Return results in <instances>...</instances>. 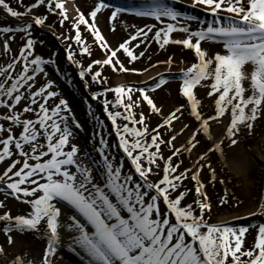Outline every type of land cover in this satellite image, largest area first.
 Segmentation results:
<instances>
[{"label": "snow or ice", "instance_id": "1", "mask_svg": "<svg viewBox=\"0 0 264 264\" xmlns=\"http://www.w3.org/2000/svg\"><path fill=\"white\" fill-rule=\"evenodd\" d=\"M177 2L146 0L138 7H126L98 0L87 15L75 7L76 14L70 16L68 0H34L30 5L24 0H0V12L17 22L0 26V47L9 57L0 63V164L7 162L0 173V193L5 197L0 199V210L7 208L9 197L29 207L26 214L13 216L10 210L0 214L7 245L14 243L13 233L43 240L39 264H56L62 249L81 264H264V223L239 227L210 223L212 202L201 176L207 170L209 184L229 183L226 165L218 169L212 157L222 164L225 148L237 146L244 132L251 135L254 124L264 119V0H192L187 7L203 11V19L177 9ZM40 8L45 12L37 14ZM105 11L110 22L129 14L154 23L125 24L127 38L114 49L99 27L98 16ZM50 16L57 17L55 23H47ZM56 23L61 29L67 23V31L57 34ZM35 27L50 28L66 42L67 60L79 69L85 87L103 88L91 99L103 105L112 131L89 105L88 115L96 122L90 148L76 142L84 128L48 71L54 68L59 76L58 54L45 58L36 53L43 41L34 36ZM82 28L106 49L104 59L86 67L76 59L92 55ZM17 35L23 44L14 54L11 44ZM153 43L160 50L169 45L192 50L196 62L180 76L185 103L150 130L148 117L143 111L137 117L135 109L142 100L150 114H160L150 93L168 81L154 78L143 87H108L102 72L93 69L118 66L128 72L117 54L122 50L132 63L145 57ZM204 43L219 44L222 50L210 53ZM142 45L145 50L137 52ZM163 63L170 65L172 58ZM197 87L209 89L214 114L202 113ZM134 92L141 100H133ZM108 93L115 99L109 100ZM185 112L196 128L183 146L176 147L177 135L164 139L162 129L173 131V121ZM223 118L229 123L224 138L216 141L211 122L223 123ZM113 133L116 139L110 142ZM162 146L170 155H164ZM201 147L204 151L193 166L183 168L181 157L187 153L191 158ZM224 193L221 205L229 202L227 187ZM232 199L238 200L234 193ZM251 216L264 217V196ZM251 228L256 229L254 243L246 246ZM0 256H7L4 246ZM10 264L37 262L25 254L15 256Z\"/></svg>", "mask_w": 264, "mask_h": 264}, {"label": "rangeland", "instance_id": "2", "mask_svg": "<svg viewBox=\"0 0 264 264\" xmlns=\"http://www.w3.org/2000/svg\"><path fill=\"white\" fill-rule=\"evenodd\" d=\"M73 6L72 12L69 13L70 16H74L75 7H79L86 15L91 11L98 0H69ZM26 5H30L34 0H24ZM146 0H111L116 6H126V7H138ZM192 0H178L176 3L177 9H183L188 14L198 15L201 19L205 18L206 14L200 10H193L188 8ZM15 7V3H13ZM22 10V9H21ZM45 12L44 8H40L37 14H42ZM99 27L102 30V34L106 37L108 44L112 48L118 47V45L123 42L128 33L125 31L124 25L127 24L144 26L146 24L154 23L149 18H133L131 15L126 14L120 20L115 22L109 21V13L104 12L103 15H99ZM57 20V17L50 16L48 24H53ZM16 21L13 18H8L3 12H0V26L11 25L15 26ZM115 31H112V29ZM68 29L66 23L65 28L61 29L59 24L56 23L55 30L57 34L65 32ZM82 35L86 43L90 46L92 55L91 56H77L76 59L81 61L85 67L94 60H102L105 58L106 49H101L97 45L93 38L87 32L83 31ZM180 34H174L175 37H179ZM34 36L39 40L43 41V44H38L35 51L37 54H41L45 58L51 56L53 52L57 53V67H59L60 74L57 73L54 68H49V74L54 79L57 80L59 85V91L62 96L68 99L70 107L73 109V114L76 116L77 120L81 123L84 128L83 133H79V139L76 141L80 145H88L91 147V134L95 126V121L91 119L88 115L89 105L92 106V112L102 119L108 126V130L111 129V122L107 119L106 114L103 112V105L99 100H92L91 96L93 93L102 91L103 88L100 85L92 84L90 87H85L84 81L79 78V69L67 60V44L63 39L58 40L55 35L52 34V29L50 28H34ZM136 42H133L135 44ZM23 44L20 36L17 35L15 41L11 44V48L14 54H18V49ZM203 48L209 50L210 53H215L221 51V45L214 43H204ZM77 51H79V46H75ZM144 46L142 45L140 49L136 51H144ZM118 58L124 64L125 67L129 68L128 72H121L114 70L112 66H96L93 71H101L102 76L107 79L108 87H117L120 85H128L129 87H143L145 82L148 85L153 83V79L159 80L160 78L166 79L168 83L163 85L161 88L157 89L155 92L150 93V98L153 100L155 105L161 110L160 114H150V109L147 106L146 101H142L139 97V93H133V100H141L140 108L135 109L137 117L140 111H143L146 117H148L149 129L156 128L159 124L163 122V119L170 115L176 107L185 103V98L180 95L181 79L180 76L183 71L191 67L193 63L196 62V58L192 50L183 49L179 45H169L166 46L165 50H160L158 46L153 43L150 48L147 49L145 57L129 63L128 58L119 52ZM148 57H151L149 59ZM169 57L172 58V63L169 65L163 63L167 61ZM8 55L4 54L2 47H0V63L8 60ZM135 70V71H132ZM152 72L154 73L151 78L147 81L144 80V74ZM42 83V81H40ZM209 89L206 87H197L195 89L198 99L202 102L201 111L205 117L214 114V98H209L207 96ZM108 99L114 100L115 96L113 93H108ZM123 111V109H121ZM179 115V114H177ZM119 122V121H118ZM229 120L223 118V123L211 122V133L216 141L224 138L226 131V126ZM187 124L189 127L184 129V125ZM140 127L139 125H136ZM196 128V122L193 118L188 116L187 112L180 117L179 120H174L172 124L173 131L169 132L167 129H162L164 132V139H169L171 135H177V139L173 142L176 147L183 146L186 141L190 138L192 131ZM183 129V131H182ZM264 135V119L258 120L252 129L251 135H248L247 131L244 132L241 137V142L231 148H225V156L222 164L217 163V157L213 156L212 160L214 165L224 168V174L227 175L229 183L226 185H221L216 183L215 186L208 183V172L205 170L201 173L202 179L206 183L207 195L210 197L212 202V211L210 213V223H229L232 226H247L249 224L259 225L264 223V217L251 216V213L257 211L258 207L253 209L254 196L258 194L259 189H255L256 178L258 177V166L262 161L261 157L264 155V145L262 144V136ZM115 135L109 137L110 142L115 141ZM164 155H170L166 146H162ZM258 148V149H257ZM204 148L201 147L197 151L191 154V158H188V154L185 153L181 159L184 160L183 168H189L193 166V162L198 158V153H202ZM175 159V158H174ZM239 165V166H238ZM247 168V187L244 186V179L242 178L240 170H236L238 167ZM7 167V162L0 164V173ZM239 169V168H238ZM162 174V173H161ZM223 178V175L219 176ZM189 188H194V185L190 181L185 182ZM227 187L229 202L227 204L221 205L220 200L224 197V189ZM238 200L232 199V194ZM264 196V189L262 190ZM0 199H5L2 193H0ZM188 202L192 200V194L187 198ZM7 208L0 210L2 211L10 210L12 215L26 214L29 211V207L13 198H7L5 200ZM3 223L0 222V246H4L7 256H0V264H5L7 260L10 261L17 255L27 254V258H33L39 264L40 257L43 254L45 248V242L40 239H35L31 234H15L13 233L14 243L9 246L6 244L5 235L2 232ZM256 235V229L251 228L248 233H246V246H251L254 243V237ZM57 261L65 260L67 264H81L78 257L72 255L66 250L62 249ZM59 259V260H58ZM56 261V264L58 262ZM63 262V261H62Z\"/></svg>", "mask_w": 264, "mask_h": 264}, {"label": "bare ground", "instance_id": "3", "mask_svg": "<svg viewBox=\"0 0 264 264\" xmlns=\"http://www.w3.org/2000/svg\"><path fill=\"white\" fill-rule=\"evenodd\" d=\"M66 7L68 8L69 13H71L72 9H73V6H72V4H71V2L69 0H68V3L66 4ZM153 75H154V73H152V72L145 73L144 76H143L144 80L147 81ZM261 139H262L261 140L262 144L264 145V135L262 136ZM261 159H262V161L260 162V164L258 166L259 172L257 174L258 177L256 178V183H255V187H256L255 189H259L260 191L258 192L257 195L254 196V199H253L254 202L252 204L254 206L253 207L254 210L258 207V200L263 196L262 190L264 189V155L261 157ZM238 168L236 170L237 171L240 170L239 171L240 173H238V174L242 176V178L244 179V184H245L244 186H246L247 185V173H248L247 172V168L246 169L244 168V170H243V168H240V167H238ZM59 255H60V253H59ZM58 258H60V257H58ZM57 262H58V264H67L64 259L61 260V261H57Z\"/></svg>", "mask_w": 264, "mask_h": 264}]
</instances>
